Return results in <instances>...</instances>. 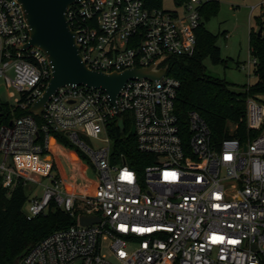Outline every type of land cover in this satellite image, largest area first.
<instances>
[{
  "label": "built area",
  "instance_id": "obj_1",
  "mask_svg": "<svg viewBox=\"0 0 264 264\" xmlns=\"http://www.w3.org/2000/svg\"><path fill=\"white\" fill-rule=\"evenodd\" d=\"M170 1L169 10L162 0L69 6L66 19L85 66L105 74L160 70L169 57H191L202 9L218 0ZM258 7L264 14V0L250 7L249 19ZM29 38L17 1L0 0V78L13 90L12 104L0 100V117L3 105L10 109L8 123H0V183L8 193L18 183L41 187L40 194H27V220L58 209L74 223L36 243L18 264H264V132L243 143L213 141L195 112L181 125L174 112L179 82L167 73L159 81L126 82L116 100L119 116L105 92L72 86L51 95L37 117L29 109L51 71L41 50L24 49ZM258 99L245 101L247 130L264 124ZM119 118L122 128L129 121L136 150L145 156L135 167L112 155L109 130L119 127ZM54 135L94 167L93 189L71 193L53 174L48 147ZM100 135L105 146L84 142ZM81 218L99 222L81 226Z\"/></svg>",
  "mask_w": 264,
  "mask_h": 264
},
{
  "label": "trees",
  "instance_id": "obj_2",
  "mask_svg": "<svg viewBox=\"0 0 264 264\" xmlns=\"http://www.w3.org/2000/svg\"><path fill=\"white\" fill-rule=\"evenodd\" d=\"M155 2L158 4L160 0ZM217 9L218 3L204 6L202 20H208L216 14ZM257 26L261 29L260 35L251 32L249 40V52L255 59L253 75L256 82L249 85L247 91L244 86L242 91L235 92L225 80L207 74L203 64L205 59L224 67L226 62L219 56L217 35L208 32L202 24L196 31L194 54L191 57H169L165 61L167 75L179 82L174 112L181 125L186 124L188 113L195 112L209 128L213 141L236 138L243 143L254 135L252 130L246 129L244 113L247 97L260 96L264 99V14L257 18ZM1 112L0 123H8L9 107L3 105ZM26 113L14 111L16 116ZM229 123L236 126L232 133ZM109 135L113 156L124 155L126 164L132 167L142 162L145 156L136 150L129 121H124L122 129L112 124ZM54 138L64 146H72L61 135H54ZM26 200V187L22 183L16 184L9 193L0 183V264H12L16 257L23 255L49 234L74 223L72 218L58 209H49L45 214L27 220L22 213Z\"/></svg>",
  "mask_w": 264,
  "mask_h": 264
},
{
  "label": "rangeland",
  "instance_id": "obj_3",
  "mask_svg": "<svg viewBox=\"0 0 264 264\" xmlns=\"http://www.w3.org/2000/svg\"><path fill=\"white\" fill-rule=\"evenodd\" d=\"M262 1L218 0L216 14L211 15L206 21L202 20L203 27L208 32L217 35L216 45L219 48V56L226 62V67H224L222 64H213L209 59H205L203 64L207 74L225 80L235 92H240L244 86L256 82L253 66L252 64L248 65V62L253 59L249 52V40L250 33H257L259 29L257 18L261 12L259 7L256 8L249 19V11L251 6L259 5ZM162 3L164 9L169 10L173 7L170 0H162ZM11 92L13 90L7 89L3 79L0 78V100L12 104L13 99L8 97ZM258 100L264 102L263 98ZM235 127L229 123L230 133ZM262 132H264V124L258 130H252V134H254L252 137ZM103 139L104 135H100L98 140L84 138V142L91 147L105 146ZM48 154L54 163L53 174L64 180L67 191L77 193L84 185L91 189L94 188L97 182L94 167L86 157L80 155L75 146H64L54 137H50ZM41 191V187L34 189L32 184L26 186L27 194L31 192L40 194ZM22 211H26V205Z\"/></svg>",
  "mask_w": 264,
  "mask_h": 264
},
{
  "label": "water",
  "instance_id": "obj_4",
  "mask_svg": "<svg viewBox=\"0 0 264 264\" xmlns=\"http://www.w3.org/2000/svg\"><path fill=\"white\" fill-rule=\"evenodd\" d=\"M24 12L29 27V42L24 47H35L47 58L50 67V79L42 95L29 109V112L40 116L51 95L63 87L85 86L86 88L105 92L115 109L119 111L116 100L126 82L131 80L159 81L167 73V68L160 70L155 66L144 69H128L120 73L105 74L88 69L81 59L75 35L70 30L66 11L69 6L82 0H16ZM261 29L257 31L259 36ZM122 129L121 119H118ZM97 218H81L79 224L88 226L98 223ZM22 255L16 257L12 264H18Z\"/></svg>",
  "mask_w": 264,
  "mask_h": 264
},
{
  "label": "crops",
  "instance_id": "obj_5",
  "mask_svg": "<svg viewBox=\"0 0 264 264\" xmlns=\"http://www.w3.org/2000/svg\"><path fill=\"white\" fill-rule=\"evenodd\" d=\"M83 187V186H82ZM82 187L79 189V191L77 193H79L82 190Z\"/></svg>",
  "mask_w": 264,
  "mask_h": 264
}]
</instances>
